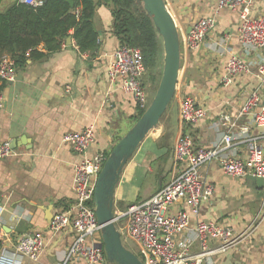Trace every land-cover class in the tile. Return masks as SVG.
Segmentation results:
<instances>
[{"label":"crops","instance_id":"crops-1","mask_svg":"<svg viewBox=\"0 0 264 264\" xmlns=\"http://www.w3.org/2000/svg\"><path fill=\"white\" fill-rule=\"evenodd\" d=\"M164 1L179 39L181 80L158 125L148 132L121 170L113 194L114 215L149 199L174 178V149L181 134H188L195 146L209 148L229 133L232 140L229 145L218 146L219 155L240 160L247 158L250 143L264 145L262 130L251 124V113L240 114L242 104L252 92H258L264 100V86L257 74L258 64L264 65V52L245 54L237 43L238 12L217 9V0ZM11 2L4 0L0 11ZM263 12L264 0H251L250 18ZM203 17L213 18L215 27L198 49L188 50L184 47L185 37L192 23ZM111 24L109 9L99 7L94 25L101 51L98 49L93 56L80 53L75 41L67 37L70 41L66 38L59 51L42 59H28L23 68L16 70L14 80L5 82L0 93V144L7 142L11 146L16 141L15 148L10 147L11 154L0 159V208L5 215L1 220L4 235L0 253L6 259H23L15 250V235L38 234L44 239V249L36 264H86L79 258L66 260L75 238L73 231L54 233L48 223L57 211L73 203L74 169L81 159L62 142V136L92 127L94 137L86 156L98 152L107 156L136 122L140 107L107 75L112 53L120 46L111 33ZM37 50L45 52L42 45ZM231 55L241 56L251 65L248 73L236 76L224 87L220 78ZM147 91L149 105L152 95ZM183 96L193 97L205 109V117L192 127L179 121ZM222 116H228L223 124L219 121ZM200 172L214 190L201 204L199 214L189 218L186 233L192 236L198 221L219 222L230 226L234 234L249 228L244 240L210 260L212 264H264L261 204L258 211L246 206L232 218L233 207L217 189L220 177L225 176L218 159L202 166ZM237 180L241 184L244 181ZM256 191L262 202L264 189ZM11 211L14 220L9 218ZM261 217L259 224L250 227ZM190 250L198 251L196 242Z\"/></svg>","mask_w":264,"mask_h":264},{"label":"built area","instance_id":"built-area-1","mask_svg":"<svg viewBox=\"0 0 264 264\" xmlns=\"http://www.w3.org/2000/svg\"><path fill=\"white\" fill-rule=\"evenodd\" d=\"M32 8L40 7L43 0H19ZM226 8L238 12L239 24L235 39L245 54L250 51L264 52V12L250 18L251 0H217V9ZM215 27V20L203 17L192 23L184 40V47L196 50L205 37ZM250 63L237 55H231L225 65L220 84L230 85L236 76L249 72ZM146 69L142 53L137 47L119 46L114 50L108 65L107 75L125 93L130 94L141 109H146L148 98L142 83ZM257 74L264 86V65L258 64ZM16 75L13 59L4 55L0 61V80L11 82ZM1 107V99H0ZM251 113V124L262 130L264 138V100L258 92H252L242 104L240 114ZM179 121L192 127L205 117V109L193 97L183 96L178 109ZM228 120L222 116L220 123ZM244 129V133H245ZM94 131L87 127L80 132H70L62 136L63 143L81 155L75 165L73 178V203L57 211L49 220L48 228L58 233L71 229L75 235L69 247L66 260L83 259L86 264H108L103 249L97 247L101 242L100 225L97 223L93 191L106 155L102 152L86 156V149L92 142ZM231 134H224L212 147H198L188 134H181L174 149L177 171L174 178L160 188L149 199L129 205L124 212L115 214V226L121 241H132L139 249L143 264H212L210 258L225 253L245 239L249 228L234 234L230 226L216 221H198L193 235L186 230L189 218L197 216L201 204L213 193V186L205 182L200 169L218 159L223 174L232 178H245L253 175L264 179V145L249 144L247 158L240 160L228 155H219L218 146L229 145ZM11 154L9 143L0 144V159ZM260 210L264 217V195ZM259 210V211H260ZM9 218L14 220V212ZM4 212L0 208V242L4 235L1 220ZM255 219L256 226L263 219ZM197 243L198 251L190 248ZM213 244L210 246L209 244ZM14 246L22 260H9L0 253V264H36L44 249V239L38 234H17ZM58 264V263H54Z\"/></svg>","mask_w":264,"mask_h":264},{"label":"trees","instance_id":"trees-1","mask_svg":"<svg viewBox=\"0 0 264 264\" xmlns=\"http://www.w3.org/2000/svg\"><path fill=\"white\" fill-rule=\"evenodd\" d=\"M3 1L0 0V5ZM71 2L43 0L40 7L32 8L19 0H12L9 6L0 11V61L4 55H8L13 59L15 69H21L28 59H42L59 51L67 37L75 41L80 53L95 55L99 41L94 18L97 9L104 6L110 11L111 33L119 45L139 48L146 71L151 72L156 68L158 34L140 0ZM39 45H42L44 53L37 50ZM0 82L1 93L5 82ZM137 110L135 121L145 111L141 108Z\"/></svg>","mask_w":264,"mask_h":264},{"label":"water","instance_id":"water-1","mask_svg":"<svg viewBox=\"0 0 264 264\" xmlns=\"http://www.w3.org/2000/svg\"><path fill=\"white\" fill-rule=\"evenodd\" d=\"M67 1L72 3L71 0ZM140 1L162 40L163 69L158 87L149 106L130 130L112 147L96 179L93 205L97 223L100 225L101 237V242L97 247L103 249L108 264H143L137 255L124 246L116 229V218L113 211L114 188L127 160L148 132L158 125L174 95L180 69L179 39L165 1ZM66 41L69 42L70 39L67 38ZM99 50L101 51V47ZM15 143L16 141L12 142L10 147L15 148ZM245 180L252 182L253 187L259 192L264 189L263 178L248 175Z\"/></svg>","mask_w":264,"mask_h":264},{"label":"rangeland","instance_id":"rangeland-1","mask_svg":"<svg viewBox=\"0 0 264 264\" xmlns=\"http://www.w3.org/2000/svg\"><path fill=\"white\" fill-rule=\"evenodd\" d=\"M157 38H158V44H159V52H158V61H157L156 68H154V70L151 72L146 71V74L143 78V84L146 87V90L148 89L147 92L150 94V96L152 95L151 96L152 98L158 87V84H159V81L162 75L163 58H164L162 40L159 36ZM151 77H153V80L151 79ZM180 80H181V74L179 73L177 83H179ZM148 106L149 105H147V107ZM237 179L244 180L242 183L243 185ZM217 186L219 187L217 188L220 191L219 193H221L225 197V199L228 200V203L230 204L229 207H233V212H232L233 214L231 215L232 218H234L235 215L243 212V210L246 209V206L254 209V212L258 211V208H260L261 196L258 194L256 189H254L253 187L254 184L248 180H245V178H232V177L223 175L220 177ZM241 205H244V206L240 208ZM259 215H261V212ZM131 242L132 241H130V243ZM124 246L141 259V254L137 251V248L135 247L133 242L131 244H127L126 242Z\"/></svg>","mask_w":264,"mask_h":264}]
</instances>
